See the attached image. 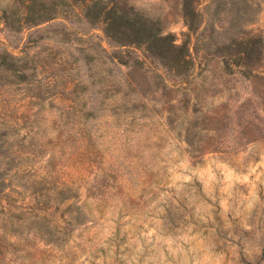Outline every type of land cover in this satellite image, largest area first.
Segmentation results:
<instances>
[{"label": "rangeland", "instance_id": "obj_1", "mask_svg": "<svg viewBox=\"0 0 264 264\" xmlns=\"http://www.w3.org/2000/svg\"><path fill=\"white\" fill-rule=\"evenodd\" d=\"M45 1L60 12L12 32L0 0V51L28 66L0 72V264H264V59L226 46L229 0H197L196 32L180 0H128L184 71L108 42L88 0ZM235 5L264 33V0Z\"/></svg>", "mask_w": 264, "mask_h": 264}, {"label": "trees", "instance_id": "obj_2", "mask_svg": "<svg viewBox=\"0 0 264 264\" xmlns=\"http://www.w3.org/2000/svg\"><path fill=\"white\" fill-rule=\"evenodd\" d=\"M238 0H229V22L233 31L228 37V48L239 42L240 48H230L233 51L242 50L246 63L253 61L263 63L264 59V33L245 32L239 28V23L249 20L251 13L243 6L235 5ZM15 5L2 9V21L12 32L22 31L23 28L48 20L60 12L55 2L47 4L45 0H15ZM19 6H18V5ZM197 0H180V7L188 29L196 32L200 23V12ZM225 6V2H217L214 15ZM64 11V10H63ZM62 11V13H64ZM82 15L91 23H100L101 29L108 42L118 46L144 44L148 52L158 58L162 63L177 67L178 71L187 69L189 49L185 43H177L175 35L164 28L160 17L146 14L135 7L128 0H88L82 7ZM235 32V33H234ZM241 32L244 34L240 36ZM240 36V37H239ZM240 38V39H239ZM104 50V48L102 47ZM121 50L115 56L118 61L127 64L122 58ZM20 56L3 49L0 51V72H25L26 63H20ZM184 73V72H177ZM255 76L263 77L256 73ZM5 131L0 128V137Z\"/></svg>", "mask_w": 264, "mask_h": 264}]
</instances>
